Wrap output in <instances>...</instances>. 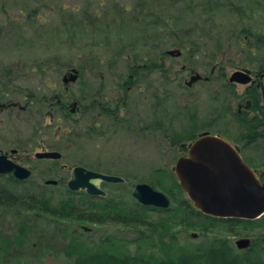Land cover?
<instances>
[{"label":"rangeland","instance_id":"1","mask_svg":"<svg viewBox=\"0 0 264 264\" xmlns=\"http://www.w3.org/2000/svg\"><path fill=\"white\" fill-rule=\"evenodd\" d=\"M46 1L51 11L57 1L66 4L68 9L85 2V0ZM230 1L234 6L246 9L248 16L255 20L253 23L264 24V0ZM18 2L27 10L23 5L25 0ZM229 10L230 8L227 9L225 6L215 10L214 14L218 26L223 28V35L216 43L208 44L205 49L196 53V57L191 59L188 53L179 48L168 50L167 56L163 58L152 56L153 61H159V67L163 65L165 73L162 74L169 75L171 83L165 81L159 73L155 76L156 83L160 84L162 81L168 83L164 84L165 87H160L162 91L152 93L149 90L136 91L132 93V98L124 88L121 89L130 74L127 66L129 64L122 62L110 67L109 64L119 54L115 56L112 38L106 46L104 44L106 37L99 36L106 34V27L103 25L90 28L88 35L80 43L82 45L77 49L64 50L59 59H57L59 54L50 53L55 50L54 44L47 47L37 38L38 35L34 31L16 24L3 27L0 35V68H10L7 80L10 87L6 92L11 95L6 98L0 95L2 98L0 103L13 99L16 102L14 104L24 107V110L9 106L0 111V155L11 149L18 150L14 161L29 168L34 174L28 181L22 182L23 184L18 183L10 175H0V264H72L73 260L67 259V253H74L76 257L78 254L94 252H107L120 257L138 256L159 264L176 260L181 255L197 253L226 236L235 245L234 242L241 238L255 241L259 235L264 234V230H258L255 237L253 232L246 231L233 236L218 227L210 228L209 232L196 228V219L187 216L184 210L187 208L185 204L196 208L173 171L179 158L189 155V149L181 151L179 148H172L167 138L170 126L177 127L182 122L186 123V111H193L196 113L197 137L208 132L222 137L232 145H238L243 149L247 164L257 170L259 176H264V139L253 145L255 148L246 151V147L243 148L246 141L242 139L244 131L234 123L233 116L239 104L246 105L247 102H251V95L248 92L255 86L231 83L229 80L236 71H251L250 74L254 78L258 75L257 67L260 61L252 57V53L244 54L242 48L234 46L232 34L239 29V23L238 16L231 14ZM49 13V19L55 21L56 16ZM178 19L187 28L195 21L189 16L182 15ZM111 36L117 38L119 32L112 29ZM121 36H125V41L135 39V36L125 33ZM161 37L164 44H168V38ZM61 41L65 47V39L61 37L58 42ZM202 44L205 45L201 42L200 46ZM171 50H180L182 53L180 56H171L168 54ZM54 56L57 57L51 59ZM38 63L50 64L49 77L44 80L46 85L44 93L59 96L58 101L61 100L62 105L69 108L67 110L69 114H72L71 110L74 108L75 112L72 115L76 116L75 118L81 115L80 97L84 93L91 102L100 93L104 95L106 102L107 99L113 101L117 97V102L111 103V106L118 104L122 107V103L126 104L130 111L127 114L122 111V114L129 120L128 129L116 134V137L109 138L97 149L66 152L61 134L55 131L56 126H63L64 120L58 123L60 115L54 104L46 106L43 110L40 104L30 105V102L23 98L24 89L21 88L33 87L34 83L43 85L37 69ZM245 63L246 66L243 65ZM72 69L78 73L77 83H64L63 79ZM196 74L203 76V79L188 88L186 83ZM172 77L175 79L172 80ZM257 90L261 95L260 87ZM86 103L88 101L85 100L83 105ZM253 105L255 107L256 102ZM33 125L37 126L36 129H32ZM140 129L144 131L140 132ZM43 142L48 151L62 153V160L56 165L51 160H40L35 157L42 151ZM62 164L82 166L96 172L122 177L125 183L104 182L101 188L107 193V199L119 207L122 205L124 212L133 210L135 215L116 223L101 225L69 220L57 222L47 212L33 208V211H28L22 205L9 204L5 205V208L2 207L7 201L6 196L1 197L2 194L12 193L19 198L18 200L30 196L43 197L52 205H56L70 197V193L77 195L84 192H72L68 189L71 171L61 169ZM164 169H170L174 181L180 186L181 193H178L175 199L160 186L152 184L156 178L160 183L172 186V177L167 176L162 171ZM262 179L264 180L263 177ZM47 181L58 183L49 185ZM139 183L153 185L156 190L167 195L171 202L170 208L163 210L151 207L150 211L142 213L138 205H143L132 196L135 186Z\"/></svg>","mask_w":264,"mask_h":264},{"label":"trees","instance_id":"2","mask_svg":"<svg viewBox=\"0 0 264 264\" xmlns=\"http://www.w3.org/2000/svg\"><path fill=\"white\" fill-rule=\"evenodd\" d=\"M25 1L23 5L27 7V10H24L25 8L21 5L22 3L19 4L18 0H0V35L3 27H9L13 24L25 27L26 30L34 31L38 35L37 38L42 40L47 47L54 44L55 50L50 53L59 54V56H54V58L52 56L51 59L56 57L59 59L64 50L77 49L82 45L80 43L84 41L90 28L103 25L104 28L106 27V34L99 36L106 37L104 44L107 46L111 38L117 40H112L114 42L112 47L115 49V56L119 55L112 60L109 64L110 67L122 62L129 64L127 66L130 67H128L130 74L125 79L127 82L124 81L125 83H123L121 89L124 88L131 95V98L133 97L132 93L136 91L149 90L152 93L161 90L164 84L171 83L169 82L171 77L162 74L165 73L163 65L159 67V61H153L152 56L163 58L167 56L168 50L179 48L188 53V56L192 59L196 57V53L201 52L208 44L216 43L217 39L223 35V28L218 26L214 13L215 10L224 6L227 9L230 8L229 12L231 14L238 16L239 29L232 34L234 46L242 48V53H252L253 55L250 54L252 57L259 59L257 71L264 72V24L260 22L253 23L255 20L248 16L246 9L234 6L230 0H85L82 5H74L69 9L66 4L63 5L59 3L61 1H57L52 11L46 4V0H41L43 2L40 0ZM49 12L56 16L58 22L49 19ZM180 15L194 19V24L187 28L186 25L180 23L178 19ZM112 29L119 32L120 39L111 36ZM124 33L135 36V39L131 38L130 41H125L124 37L126 35L121 36ZM137 34H139L138 37ZM161 36L168 38V44H164ZM61 37L65 39V47H63L64 43L62 41L58 42ZM201 42L205 45L200 46ZM142 51L145 53L143 54ZM38 64L37 69L42 77L43 82L41 83L43 85L34 83L33 87L21 88L24 89L23 98L30 102V105L31 103L40 104L43 110L46 106L49 107L54 104L57 113L60 115L58 123L64 120L63 126H56L55 131L61 134L66 152H85L88 149H97L102 147L109 138L116 137V134H121V132L128 129L129 120L122 114V111L123 113L125 111V114L130 111L126 104L122 103V107L118 104L112 107L111 103H116L117 97L113 101L107 99L106 102L104 95L101 93L92 102L87 99L85 93L80 97L81 103H79L82 108L80 107L81 111L79 112L81 115L78 118L67 111L60 114L59 96L44 93L46 87L44 80L49 77L50 64ZM243 65L246 66L247 63ZM9 70V67L0 68V90L2 91L0 95H3L4 98L11 95L6 92L10 87L7 84ZM57 72L61 73L60 71ZM159 73L168 83L163 81L160 84L156 83L155 76ZM174 79L172 77V80ZM176 84L178 85V83ZM47 86L50 87L49 83H47ZM99 91H101L100 86ZM85 100L88 103L83 105ZM7 101L14 102L13 99ZM255 110H260V107H256ZM186 114V123L182 122L177 127L170 126V134L167 136L171 147L179 148L181 151H185L186 145L198 138L195 127L196 113L186 111ZM233 116L234 123L244 131L242 139L246 141L248 146L255 145L261 139H264L262 132H260L264 128L262 126L264 125V114L262 117L257 115L251 119L247 115L237 114V112L233 113ZM36 127V125H33L32 129H36ZM143 131V129H140V132ZM56 164L57 162H54V165ZM162 171L167 176L172 177V186L169 187L162 182L160 183L156 178L152 184L157 187L160 186L172 198H177L178 193H181L180 186L174 181L170 169ZM18 183L23 184L19 181ZM4 196L7 197L5 204H2L4 208L5 205L10 204L13 206L22 205L28 211L39 209L45 213L47 212L57 222L58 220H69L103 225L116 223L135 215L133 210L124 212L125 209L122 205L121 207L115 205L107 197L94 198L84 192L77 195L70 193V197L56 205H52L50 201L43 197L30 196L18 200L19 198H16L12 193L2 194L1 197ZM185 207H187L184 209L187 216H193L192 218L196 219L197 223L195 227L203 232H209L210 228L218 227L233 236L246 231L253 232L255 237L258 230H264V216L257 220L220 219L204 215L188 204H185ZM138 208L142 213L152 209L141 205H138ZM190 208L192 209L190 210ZM129 220L133 221L132 219ZM67 256L68 260H73L72 264H154L146 258L138 256L120 257L107 252L78 254L76 257H74V253H67ZM159 264H264V234L259 235L255 241H252L251 247L244 251L238 250L230 238L226 236L197 253L181 255L176 260Z\"/></svg>","mask_w":264,"mask_h":264},{"label":"water","instance_id":"3","mask_svg":"<svg viewBox=\"0 0 264 264\" xmlns=\"http://www.w3.org/2000/svg\"><path fill=\"white\" fill-rule=\"evenodd\" d=\"M171 56H180V50L168 52ZM250 72L236 71L230 77L231 83L246 85L250 82ZM78 73L74 69L63 79L64 83L76 82ZM196 74L186 83L192 86L202 80ZM75 105V104H74ZM75 112V110H73ZM189 155L181 157L173 168L182 189L189 200L203 214L221 219L256 220L264 215V182L256 172L242 159L240 149L220 136L205 132L189 146ZM18 153L12 150L11 154ZM35 157L42 160H61L62 154L57 151L38 152ZM71 178L67 187L72 192L84 191L90 196L106 197L101 189L102 183H124L122 177L108 175L87 169L82 166L68 167ZM0 175H11L16 180L26 182L33 172L8 158V154L0 155ZM56 185V181H47ZM132 196L143 206L167 210L170 199L164 193L146 183L135 186ZM238 250L251 247L249 238L235 241Z\"/></svg>","mask_w":264,"mask_h":264},{"label":"flooded vegetation","instance_id":"4","mask_svg":"<svg viewBox=\"0 0 264 264\" xmlns=\"http://www.w3.org/2000/svg\"><path fill=\"white\" fill-rule=\"evenodd\" d=\"M248 70H250V69H248ZM214 72V71H213ZM250 73H251V71H250ZM203 77V76H202ZM250 77H251V80H250V82L247 84V85H252V86H255V88L252 90V91H249L248 93L251 95V102H247V104L246 105H241V104H239V108H238V110H237V114H244V115H247L248 116V118L249 119H251V118H253V117H255V116H257V115H259V116H261L262 117V115L264 114V72L263 71H259L258 72V75H255L254 76V78H253V76L250 74ZM207 79H209V78H207ZM195 84V83H194ZM191 88V86H188V88ZM258 87H260V89H261V95H260V92H258V90H257V88ZM261 100H262V102H261ZM256 102V105H255V107H254V103ZM14 103H16V102H5V103H3V104H1L0 103V111L3 109V108H7V107H9V106H13V107H20V105H16V104H14ZM58 104L59 105H61L60 107H59V113L61 114V112L62 113H65L67 110H69V108H67V106H65L64 104L62 105V103H61V100H59L58 101ZM260 107V110H255V108L256 107ZM22 110H24V107H20ZM254 108V109H253ZM73 110H74V108H72V110H71V113L72 114H74V112H73ZM263 113V114H262ZM48 115H51V113L49 114L48 113ZM263 124H264V121H263ZM263 127H264V125H262ZM260 132H264V128L263 129H261V131ZM263 135L262 136H264V133H262ZM201 135V134H200ZM44 143V142H43ZM235 146H237L239 149H240V154H241V156H242V158H243V160L247 163V161H246V159L244 158V155H243V152H242V150L243 149H241L238 145H235ZM246 147V151H247V149H252V148H255L256 146H253V145H247L246 143L244 144V147L243 148H245ZM12 150V149H11ZM11 150H9V151H4V152H2L1 153V155L2 154H8V158L10 159V160H12V161H14L15 159H16V157H15V155L16 154H18V153H16V154H14V155H12L11 154ZM42 151H48V149L46 148V146H45V143H44V145H42ZM41 151V152H42ZM54 151V150H53ZM19 152V151H18ZM40 160H42V159H40ZM14 162H16V161H14ZM55 162H57V161H55ZM61 169H62V167H61ZM257 171V170H256ZM258 175V174H257ZM258 177L260 178V180L262 181V182H264V180L262 179V177L264 178V176H259L258 175Z\"/></svg>","mask_w":264,"mask_h":264}]
</instances>
